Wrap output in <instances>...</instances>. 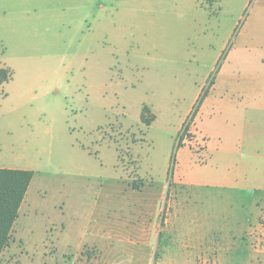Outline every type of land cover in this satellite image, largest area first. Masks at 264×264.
I'll list each match as a JSON object with an SVG mask.
<instances>
[{
	"label": "rangeland",
	"instance_id": "obj_1",
	"mask_svg": "<svg viewBox=\"0 0 264 264\" xmlns=\"http://www.w3.org/2000/svg\"><path fill=\"white\" fill-rule=\"evenodd\" d=\"M0 68V167L34 171L0 264L264 238V0H0Z\"/></svg>",
	"mask_w": 264,
	"mask_h": 264
},
{
	"label": "trees",
	"instance_id": "obj_2",
	"mask_svg": "<svg viewBox=\"0 0 264 264\" xmlns=\"http://www.w3.org/2000/svg\"><path fill=\"white\" fill-rule=\"evenodd\" d=\"M7 76L6 70L0 68V82L7 81ZM149 112L150 107L145 104L141 118L148 125L153 121L152 118L147 117ZM33 175L32 170L0 167V259L2 252L10 243L15 221L19 217Z\"/></svg>",
	"mask_w": 264,
	"mask_h": 264
},
{
	"label": "crops",
	"instance_id": "obj_3",
	"mask_svg": "<svg viewBox=\"0 0 264 264\" xmlns=\"http://www.w3.org/2000/svg\"><path fill=\"white\" fill-rule=\"evenodd\" d=\"M254 229L249 234L245 232L221 235L216 242L217 247L213 246L215 242L205 241L199 254L206 258L215 257L217 264H264V238L259 234L257 236L256 228ZM235 254L239 257L238 261L231 259Z\"/></svg>",
	"mask_w": 264,
	"mask_h": 264
}]
</instances>
